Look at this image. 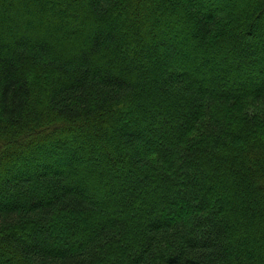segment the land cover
<instances>
[{
  "label": "trees",
  "instance_id": "trees-1",
  "mask_svg": "<svg viewBox=\"0 0 264 264\" xmlns=\"http://www.w3.org/2000/svg\"><path fill=\"white\" fill-rule=\"evenodd\" d=\"M0 264H264V0H0Z\"/></svg>",
  "mask_w": 264,
  "mask_h": 264
}]
</instances>
